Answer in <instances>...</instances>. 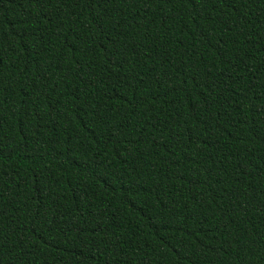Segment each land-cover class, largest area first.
I'll use <instances>...</instances> for the list:
<instances>
[{
  "label": "trees",
  "instance_id": "16d2710c",
  "mask_svg": "<svg viewBox=\"0 0 264 264\" xmlns=\"http://www.w3.org/2000/svg\"><path fill=\"white\" fill-rule=\"evenodd\" d=\"M0 264H264V0H0Z\"/></svg>",
  "mask_w": 264,
  "mask_h": 264
}]
</instances>
